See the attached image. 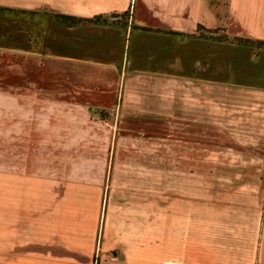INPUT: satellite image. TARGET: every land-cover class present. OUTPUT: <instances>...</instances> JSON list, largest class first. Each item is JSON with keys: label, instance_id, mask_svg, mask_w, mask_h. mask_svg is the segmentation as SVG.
<instances>
[{"label": "crops", "instance_id": "0c3cea01", "mask_svg": "<svg viewBox=\"0 0 264 264\" xmlns=\"http://www.w3.org/2000/svg\"><path fill=\"white\" fill-rule=\"evenodd\" d=\"M0 8V264H264V0Z\"/></svg>", "mask_w": 264, "mask_h": 264}, {"label": "trees", "instance_id": "16d2710c", "mask_svg": "<svg viewBox=\"0 0 264 264\" xmlns=\"http://www.w3.org/2000/svg\"><path fill=\"white\" fill-rule=\"evenodd\" d=\"M0 11H3V8H0ZM128 15V14H127ZM52 18H54L57 22L73 27V26H80V25H87V24H95L100 21V17H95L92 19H85V18H76L68 15H53L50 14ZM124 16V15H123ZM220 30H206L202 26H198L197 34L192 36L194 38H199V39H208V40H213L216 42L220 43H230V44H237V45H244V46H255L257 48H263L264 49V42H252L249 40L245 39H240V38H234V37H229L226 34H224ZM100 119L104 120V117L102 114H100Z\"/></svg>", "mask_w": 264, "mask_h": 264}, {"label": "rangeland", "instance_id": "374dc122", "mask_svg": "<svg viewBox=\"0 0 264 264\" xmlns=\"http://www.w3.org/2000/svg\"><path fill=\"white\" fill-rule=\"evenodd\" d=\"M109 23H112V24H121L122 23V21H118V20H116V21H110V19H109V21H108ZM220 31H222V30H220ZM219 33H221L222 34V32H219ZM195 39H198V40H202V41H207V42H216V41H213V40H206V39H199V38H195ZM216 43H220V42H216ZM223 44H228V45H237V44H230V43H223ZM100 114H102V116L104 117V119H111L112 118V116L109 114V113H107V112H101V111H98L97 113H94V116H97L98 118H100Z\"/></svg>", "mask_w": 264, "mask_h": 264}, {"label": "water", "instance_id": "95a60500", "mask_svg": "<svg viewBox=\"0 0 264 264\" xmlns=\"http://www.w3.org/2000/svg\"><path fill=\"white\" fill-rule=\"evenodd\" d=\"M112 16H113V17H118V16H119V14H113Z\"/></svg>", "mask_w": 264, "mask_h": 264}]
</instances>
